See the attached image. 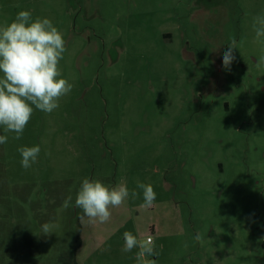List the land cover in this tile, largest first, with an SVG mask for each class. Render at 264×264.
<instances>
[{
	"label": "rangeland",
	"instance_id": "374dc122",
	"mask_svg": "<svg viewBox=\"0 0 264 264\" xmlns=\"http://www.w3.org/2000/svg\"><path fill=\"white\" fill-rule=\"evenodd\" d=\"M22 10L64 34L73 88L0 144V264H136L124 232L152 237L156 264H264V0H0V25ZM34 145L25 170L17 149ZM84 178L138 195L81 224Z\"/></svg>",
	"mask_w": 264,
	"mask_h": 264
},
{
	"label": "clouds",
	"instance_id": "9594fccd",
	"mask_svg": "<svg viewBox=\"0 0 264 264\" xmlns=\"http://www.w3.org/2000/svg\"><path fill=\"white\" fill-rule=\"evenodd\" d=\"M253 30L255 40L261 45L262 54L256 62L260 69L264 68V12L253 18ZM234 49H238V42L233 37L223 53L222 64L226 70H230L235 59ZM66 51L64 34L52 20L33 18L29 10L18 12L11 22L0 25V128L5 133L0 135V144L8 142V133H13L16 140L21 139L36 110L52 113L60 106V100L72 91L73 84L63 77L59 67ZM17 151L21 167L27 170L37 161L41 149L39 145L20 146ZM136 187L142 190L141 207H152L157 198L154 187L142 182ZM137 195V191H130L124 182L106 185L99 179L84 178L74 205L82 213L78 216L81 224L105 223L111 219V209ZM71 201L72 197L68 196L62 206L68 208ZM53 228L54 224L46 222L42 232L51 234ZM123 237L122 251L138 249L136 264H156V260L149 259L159 255L152 237L141 240L132 232H124ZM201 239L199 234L194 237L197 242ZM183 246L187 248L188 244L185 242Z\"/></svg>",
	"mask_w": 264,
	"mask_h": 264
}]
</instances>
